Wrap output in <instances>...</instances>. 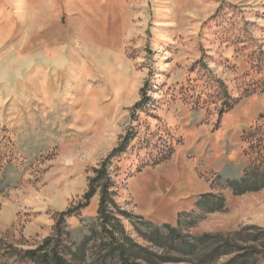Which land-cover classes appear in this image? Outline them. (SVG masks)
<instances>
[{
    "label": "rangeland",
    "instance_id": "rangeland-1",
    "mask_svg": "<svg viewBox=\"0 0 264 264\" xmlns=\"http://www.w3.org/2000/svg\"><path fill=\"white\" fill-rule=\"evenodd\" d=\"M263 184L264 0H0V264L49 237L86 242L68 264L127 238L140 264H264ZM169 228L201 240H149Z\"/></svg>",
    "mask_w": 264,
    "mask_h": 264
},
{
    "label": "trees",
    "instance_id": "trees-1",
    "mask_svg": "<svg viewBox=\"0 0 264 264\" xmlns=\"http://www.w3.org/2000/svg\"><path fill=\"white\" fill-rule=\"evenodd\" d=\"M106 178H108L107 167L103 166L102 168L96 170V176L93 179V182ZM248 183L249 181L245 180L239 184H234L235 192L237 194H243L246 191L252 190L250 184ZM256 189L258 188H255V190ZM95 191V187L91 184V189L85 196L87 204L94 197ZM101 196L102 199L100 211L102 212V209L106 203V199L110 196L108 185H105L102 188ZM81 207H85V204ZM74 212L75 209H71L62 214V216L70 215ZM111 235H113L114 237L115 234ZM149 240L152 243L161 245L163 247H170L172 249H177L186 253H191L196 248V245H198V240L201 239H196L197 243L194 241L190 242L187 240V238L183 237L181 234H178L177 230L169 228V234H162L159 230H157L155 234H151ZM127 241L129 245L113 243L110 246L106 247L102 250L103 252L90 264H140L138 262L139 256L145 257V259H149L148 256H143L144 254L141 246L133 243L130 238H127ZM56 242L57 241H55L53 237H49L38 248L28 250H21L11 244L5 254L2 256L3 262H1V264H68V255H72L73 258L81 256V259L84 260V257L86 255V242L82 244L81 248L78 249L76 254L70 251H66L65 249L60 250ZM230 251V249H226L223 253H229ZM220 255H222V253L219 249L214 252L215 257H218ZM255 255H258V253H254L252 254V256H249L246 253H241L236 255L227 264H250V258Z\"/></svg>",
    "mask_w": 264,
    "mask_h": 264
}]
</instances>
